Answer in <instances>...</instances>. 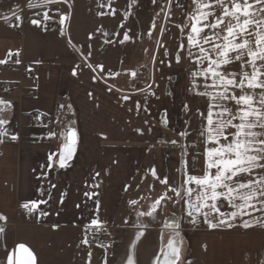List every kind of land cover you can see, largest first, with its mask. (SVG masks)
<instances>
[{
    "label": "crops",
    "instance_id": "obj_1",
    "mask_svg": "<svg viewBox=\"0 0 264 264\" xmlns=\"http://www.w3.org/2000/svg\"><path fill=\"white\" fill-rule=\"evenodd\" d=\"M69 1L80 10L78 15L65 10ZM130 1L54 0L59 8L64 5L62 12L55 9L53 13L66 16V29L73 25L74 40L81 48L78 52L62 44V35L57 39L54 23L33 24L35 18L31 17L22 29H16L9 20L0 18V60L15 50L22 56L20 67L0 72V99L11 103L3 112L8 123L0 126L11 137L7 141L0 137V215L7 217L0 219L4 228L0 233V264H8L13 254L14 260L26 258L18 248L21 244L31 251L33 264H125L133 243L136 264H153L174 231L180 232L185 264H264V226L253 221L254 217L264 219V212L238 218L230 228H210L203 217L192 223L183 201H169L162 204L154 219L137 217L167 191L160 182L165 176L170 186L179 187L183 182L180 170L185 147L190 168L196 157L190 174H203L200 127L189 126L197 107L206 115L207 98L189 90L192 64L187 51L179 52L180 64L175 60L181 41L187 45L188 29L182 36L180 28H167L168 34L166 31L159 37L155 46L149 35L145 42L137 43L130 34V24L127 29L121 27L126 17L130 19L126 10ZM5 2L9 4L7 19L20 11L24 0ZM29 10L32 16L34 11ZM139 10L143 13L147 9ZM182 10L184 20L179 26L186 22L191 0H186ZM79 24L83 30L77 32ZM125 33L128 40H124ZM95 48L101 52L115 48L117 54L99 60ZM142 63L153 64L149 87H130L128 78L125 84L132 91L119 93L115 83L119 72L126 71L128 77ZM238 68L236 63L229 71ZM28 69L33 70L31 75L24 74ZM4 82L16 84L9 95L3 93ZM199 83L203 90V80ZM184 104L189 105V135L180 151L167 146L177 139L162 126L160 114L165 110L174 117ZM32 112L48 116L50 126L37 124ZM66 113L75 126L77 143L73 157L60 167L61 133L70 126L64 124ZM51 132L56 135L50 137ZM53 153L56 155L49 160ZM153 169L159 179L153 177ZM31 201L39 204L35 218L17 217L16 211L26 203L31 207ZM221 210L230 211L226 206ZM93 219L108 236L99 244H85L88 229L97 227L91 225ZM173 219L180 223L178 230L165 227ZM244 221L252 226L245 228ZM138 231L143 232L139 239ZM143 243L147 245L142 253Z\"/></svg>",
    "mask_w": 264,
    "mask_h": 264
},
{
    "label": "snow or ice",
    "instance_id": "obj_2",
    "mask_svg": "<svg viewBox=\"0 0 264 264\" xmlns=\"http://www.w3.org/2000/svg\"><path fill=\"white\" fill-rule=\"evenodd\" d=\"M53 2L38 0L36 4L30 3L29 7H43ZM15 18L21 19L20 16ZM43 19L51 17L45 12ZM63 19L65 17L61 18V23ZM32 23L39 25L41 21L34 19ZM152 26L155 27L154 22ZM178 27L182 36L185 28L188 32L187 45L181 41L175 56L176 63L182 62L179 52L186 50L187 59L192 64L189 69V90L207 98L206 115L197 109L202 120L198 136L204 144L203 174H190L194 170L196 157L190 168L185 147L180 170L183 182L179 187H173L168 185V177L165 176L160 182L167 186V191L151 204L148 211L138 212L137 217L149 216L154 219L163 203L183 201L192 223L203 217L210 228H230L238 218L251 216L252 212H264V0H191V11L187 13L186 22ZM128 39L129 36L125 34L124 40ZM3 63L6 61L0 60V64ZM236 63L238 70L229 71V66ZM98 67L103 68L102 65ZM201 79L203 90H200ZM124 99L129 97L125 96ZM6 107H11V103L0 99V126L8 123L3 117ZM184 108L189 110V105L185 104ZM69 125L70 128L61 133L65 142L58 157L60 167H65L66 161L72 158L77 143L75 126L71 121ZM6 134L7 130L0 128V137ZM55 135V132L49 133L50 137ZM180 135L187 137L189 132L185 130ZM16 138L12 136L13 140ZM171 143L176 144L177 141ZM55 155H50L49 160ZM152 175L159 179L155 169ZM168 192L174 195L170 196ZM130 203L135 205L137 201ZM30 204L31 207L28 203L23 207L29 212L39 210L38 202L31 201ZM225 206L230 211H222ZM0 219L6 220L7 217L0 215ZM253 221L264 226L262 218L254 217ZM99 223L96 219L91 221V225L97 226L96 231H99ZM243 226L247 228L252 225L244 221ZM165 227L178 230L180 223L173 219ZM2 232L4 228L0 227ZM142 235L143 232L138 231L137 239ZM83 243H89L87 238ZM131 247L125 264H136L135 243ZM18 248L27 257L14 260L13 255H9L8 264H32L34 258L31 251L23 244ZM160 253L163 258L157 254L153 264H185L179 231H174L167 243L162 244Z\"/></svg>",
    "mask_w": 264,
    "mask_h": 264
},
{
    "label": "rangeland",
    "instance_id": "obj_3",
    "mask_svg": "<svg viewBox=\"0 0 264 264\" xmlns=\"http://www.w3.org/2000/svg\"><path fill=\"white\" fill-rule=\"evenodd\" d=\"M166 2H167V4L162 6L158 0H155V2H154V0H143V1L131 0L130 1L131 6L128 9H126L127 14H130V17H129L130 19H129V21H127L128 19L126 17V21L124 20L125 23H123L121 26L122 30L125 29L127 27V25L130 24L131 32L130 31H128V32H130V34H132V36L135 37L137 43L145 42V40L148 39V35H149V36H151V42H153V44L155 46L156 43L159 41V37H161V36L163 37L166 34V31L168 30L167 28H170L172 26H173L172 28H174L176 26L179 29L180 28V27H178L179 24L184 20V12L181 9V7L185 6L186 0H171L170 6H169V0H167ZM68 4H69V6L63 5L65 7V10L68 11V13H72V10L74 11V15H78V13H80V10L76 7V5L73 2L69 1ZM167 5H168L169 9H167ZM174 5L179 6L178 9H174ZM63 6L62 7L60 6V8H59V6H57L55 2H53L51 4H47L48 13L52 14L55 9H57V10L59 9L60 12H62ZM8 8H9V4L6 3L5 0H0V18L1 19L4 18L3 21L8 20V18L5 19V17H7L6 16L7 12H5V11ZM139 9H147V10L142 13V12H140ZM159 14H160V16H159ZM123 17H124V15H123ZM153 22L155 23V27L152 26ZM124 24H126V25L124 26ZM53 28H54L55 35H56L57 39H59L58 35L64 36L65 42L62 43L63 45L67 46L68 48H70L71 50H73L75 52L80 51L79 49H81V48L78 46V43L74 40L75 38H74L73 25L70 26L68 29H66V28H61L60 24L54 23ZM83 28H84V26H83ZM75 29L77 32H80L83 30L82 27L80 26V24L77 26V28L75 27ZM145 30H147V31L151 30V32H149L151 34L147 33ZM162 32H163V34H162ZM167 34H168V31H167ZM96 36H99V35H96ZM97 43H99V42H97ZM93 50L96 52V56L99 60H104V58L108 59V57H112L110 55L117 54L115 48H112V49L104 48L105 52H101V49H96V48ZM107 50H110V51L108 52ZM153 51L155 52V48ZM159 51H160V53H158V55L161 56L162 52H161L160 48H159ZM155 54H156V52H155ZM129 64H132V63H129ZM131 74H132V72L127 77V72L121 71V72H119V74L115 78V83L118 85V87H116V89L118 90V92L121 91L119 93H122V91L123 92L132 91L125 84L126 80H128V78L131 77ZM131 87H133V86H131ZM143 101H145V100H143ZM195 108H196V106H195ZM197 109H199L200 111H203L200 107H197ZM187 114L188 113H187V110L185 108H183L182 111L179 110V113L175 114L174 117H173V113H167L166 118L162 114H160L162 126L172 134L174 139H177L180 142L182 140L183 146H184L186 137L181 138V135L178 134V132L181 130H182V132L185 130H188V124H186V121L188 119ZM167 117H168V119H167ZM171 119H172V121H171ZM200 125H201V117L199 116V114L197 112L194 122L192 124H190L189 127L190 128L192 127L195 129L197 127L199 128ZM178 150H180L179 147H178ZM146 245H147L146 243H143V245L141 247L142 253H143V251L146 250Z\"/></svg>",
    "mask_w": 264,
    "mask_h": 264
},
{
    "label": "built area",
    "instance_id": "obj_4",
    "mask_svg": "<svg viewBox=\"0 0 264 264\" xmlns=\"http://www.w3.org/2000/svg\"><path fill=\"white\" fill-rule=\"evenodd\" d=\"M31 1L34 3H38V0H31ZM158 1L161 2L163 5H165L167 0H158ZM178 7L179 6L174 5V9H178ZM45 12H46L45 9L39 8L35 14L36 18L42 22L43 21L44 22H54L58 19V17L50 16L48 14L51 17V19L44 20L43 15ZM26 20H27V17H26V12H25V7H24L23 12L21 13V19L15 20L13 22V26L14 27H23ZM5 61H6V63L0 64V72L8 71V70H12V69H15L17 67H20L22 65V56H21L20 51L12 52L11 55L10 54L8 55V57L6 58ZM17 61H19V63H17ZM134 72L136 73V75L135 76L132 75V77L130 79V84H138V85L143 86V87L148 86L150 84V82H151V80H150L151 66L149 64L137 66L135 68ZM32 73H33V70H31V69L24 71L25 75H31ZM3 85H4L3 93L6 95L11 94L12 90L16 87V84L14 82H4ZM28 94H32V92L29 91ZM161 114L166 118L167 112L165 110L161 111ZM31 117L37 124L44 125L47 128L50 126V121H49L48 116H44L42 114L32 112ZM167 119H168V117H167ZM181 132H182V130L179 131L178 134H180ZM181 138H183V137H181ZM3 139L5 141L11 139L8 130H7V134L3 136ZM167 146L170 148L179 147L180 149H182L183 142H182V140H181V142L179 140H177L176 144H172L171 142H169L167 144ZM16 216L17 217H23L26 220H32L35 218L36 214H35V211L29 212L26 208H21V209L16 211ZM107 236H108V234H107L106 230L99 228V231H96V227L89 228L87 233L85 234V238H87V240L92 244H99L102 240L107 238Z\"/></svg>",
    "mask_w": 264,
    "mask_h": 264
},
{
    "label": "water",
    "instance_id": "obj_5",
    "mask_svg": "<svg viewBox=\"0 0 264 264\" xmlns=\"http://www.w3.org/2000/svg\"><path fill=\"white\" fill-rule=\"evenodd\" d=\"M62 17H65V16H61V18H62ZM66 25H67V24H66V18H65V19H63V23L60 22V26L63 28V27H66ZM69 128H70V126L67 128V130H68ZM64 142H65V141H64V137H63V138H62V144H61V146H60V151H61V148H62V145H63ZM75 147H76V146H75ZM74 152H75V151H74ZM59 154H60V152H59ZM73 155H74V153L72 154V157H73ZM68 161H69V160H67L66 163H67ZM58 164H59V159H58ZM59 165H60V164H59ZM173 235H174V234H173ZM173 235H172V236H173ZM172 236H171V237H172ZM159 254L161 255V258H163V254L160 253V252H159ZM13 256H14V254H13ZM15 257H16V256H15ZM32 264H33V261H32Z\"/></svg>",
    "mask_w": 264,
    "mask_h": 264
},
{
    "label": "trees",
    "instance_id": "obj_6",
    "mask_svg": "<svg viewBox=\"0 0 264 264\" xmlns=\"http://www.w3.org/2000/svg\"><path fill=\"white\" fill-rule=\"evenodd\" d=\"M68 114L69 113H66L63 117V120H64V124L66 125L65 127H67L69 125V121L66 119L68 117Z\"/></svg>",
    "mask_w": 264,
    "mask_h": 264
}]
</instances>
